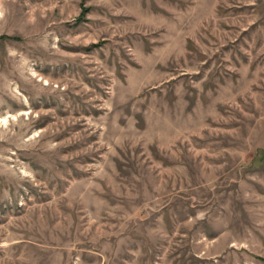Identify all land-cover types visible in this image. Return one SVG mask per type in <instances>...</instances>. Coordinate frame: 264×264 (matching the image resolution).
I'll use <instances>...</instances> for the list:
<instances>
[{"label":"rangeland","instance_id":"rangeland-1","mask_svg":"<svg viewBox=\"0 0 264 264\" xmlns=\"http://www.w3.org/2000/svg\"><path fill=\"white\" fill-rule=\"evenodd\" d=\"M0 264H264V0H0Z\"/></svg>","mask_w":264,"mask_h":264}]
</instances>
